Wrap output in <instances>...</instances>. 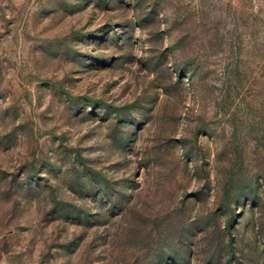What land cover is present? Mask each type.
Instances as JSON below:
<instances>
[{"label": "rangeland", "instance_id": "obj_1", "mask_svg": "<svg viewBox=\"0 0 264 264\" xmlns=\"http://www.w3.org/2000/svg\"><path fill=\"white\" fill-rule=\"evenodd\" d=\"M0 264H264V0H0Z\"/></svg>", "mask_w": 264, "mask_h": 264}]
</instances>
